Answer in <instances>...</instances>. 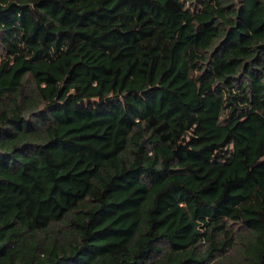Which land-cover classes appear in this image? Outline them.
Masks as SVG:
<instances>
[{
    "label": "trees",
    "instance_id": "1",
    "mask_svg": "<svg viewBox=\"0 0 264 264\" xmlns=\"http://www.w3.org/2000/svg\"><path fill=\"white\" fill-rule=\"evenodd\" d=\"M0 264H264V0H0Z\"/></svg>",
    "mask_w": 264,
    "mask_h": 264
}]
</instances>
